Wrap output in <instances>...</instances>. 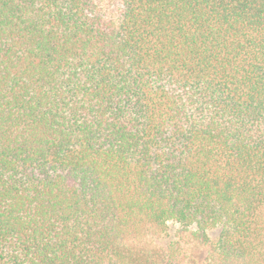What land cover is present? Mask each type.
Returning <instances> with one entry per match:
<instances>
[{
  "label": "trees",
  "instance_id": "1",
  "mask_svg": "<svg viewBox=\"0 0 264 264\" xmlns=\"http://www.w3.org/2000/svg\"><path fill=\"white\" fill-rule=\"evenodd\" d=\"M169 222L264 264V0H0V264H176Z\"/></svg>",
  "mask_w": 264,
  "mask_h": 264
},
{
  "label": "rangeland",
  "instance_id": "2",
  "mask_svg": "<svg viewBox=\"0 0 264 264\" xmlns=\"http://www.w3.org/2000/svg\"><path fill=\"white\" fill-rule=\"evenodd\" d=\"M194 231L195 228L185 230L178 223L169 222L165 233H149L136 246L161 253L176 264H210L211 252L205 244L195 239ZM219 233V230H210L211 240L216 239Z\"/></svg>",
  "mask_w": 264,
  "mask_h": 264
}]
</instances>
